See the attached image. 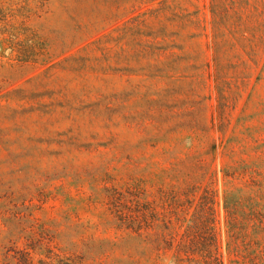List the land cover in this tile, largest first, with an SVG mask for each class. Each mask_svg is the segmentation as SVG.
I'll return each mask as SVG.
<instances>
[{"label": "rangeland", "instance_id": "obj_1", "mask_svg": "<svg viewBox=\"0 0 264 264\" xmlns=\"http://www.w3.org/2000/svg\"><path fill=\"white\" fill-rule=\"evenodd\" d=\"M217 262L264 264V0H0V264Z\"/></svg>", "mask_w": 264, "mask_h": 264}, {"label": "trees", "instance_id": "obj_2", "mask_svg": "<svg viewBox=\"0 0 264 264\" xmlns=\"http://www.w3.org/2000/svg\"><path fill=\"white\" fill-rule=\"evenodd\" d=\"M204 252H205V250H204ZM207 253H208V252H207ZM209 260H210V263H213V262L216 261V257H212V258H211V255H210ZM217 264H220V262H217Z\"/></svg>", "mask_w": 264, "mask_h": 264}]
</instances>
